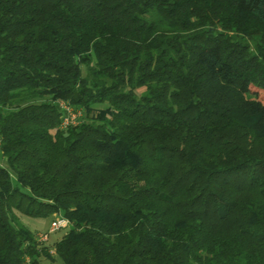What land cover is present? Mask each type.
Segmentation results:
<instances>
[{
    "label": "trees",
    "instance_id": "trees-1",
    "mask_svg": "<svg viewBox=\"0 0 264 264\" xmlns=\"http://www.w3.org/2000/svg\"><path fill=\"white\" fill-rule=\"evenodd\" d=\"M252 87L264 0H0V264H264Z\"/></svg>",
    "mask_w": 264,
    "mask_h": 264
},
{
    "label": "rangeland",
    "instance_id": "rangeland-1",
    "mask_svg": "<svg viewBox=\"0 0 264 264\" xmlns=\"http://www.w3.org/2000/svg\"><path fill=\"white\" fill-rule=\"evenodd\" d=\"M253 93H257L259 100L264 102V92L260 91L254 87L251 88ZM1 163V161H0ZM58 215H51L48 217H32L29 215L17 213L18 222L19 224L25 226L26 228L30 229L38 238L40 235L49 234V240L42 244L43 246L47 247L49 251L54 254L55 244L60 241L63 236L68 232L69 227H63L56 232H50L52 222L55 221ZM40 264H62L61 260L56 258V261L52 262L45 257L40 258Z\"/></svg>",
    "mask_w": 264,
    "mask_h": 264
},
{
    "label": "built area",
    "instance_id": "built-area-1",
    "mask_svg": "<svg viewBox=\"0 0 264 264\" xmlns=\"http://www.w3.org/2000/svg\"><path fill=\"white\" fill-rule=\"evenodd\" d=\"M60 106L62 110L64 111L63 116V126L66 127L69 124H76L78 122V118L81 116L80 111H75L71 105L67 104L66 102L61 101ZM58 218L52 222L51 229L49 233L56 232L60 230L63 227H68L70 225V222L68 219L64 218L61 215L57 216ZM39 240L41 242H47L49 240V234H43L39 236Z\"/></svg>",
    "mask_w": 264,
    "mask_h": 264
}]
</instances>
